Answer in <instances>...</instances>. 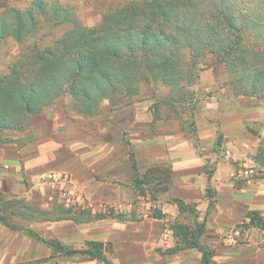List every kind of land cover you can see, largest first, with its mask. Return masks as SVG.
<instances>
[{
	"label": "trees",
	"instance_id": "obj_1",
	"mask_svg": "<svg viewBox=\"0 0 264 264\" xmlns=\"http://www.w3.org/2000/svg\"><path fill=\"white\" fill-rule=\"evenodd\" d=\"M252 10L238 0H125L104 11L97 23L85 25L72 6L59 0H32L26 7L4 4L0 8V42L11 38L25 43L42 22L64 24L67 28L51 43L25 49L10 71L0 76V143L13 141L6 132L29 129L33 117L61 96L69 94L75 111L93 116L104 100L132 102L143 80L175 92L171 97L173 114L168 117L181 119L176 108L185 99L181 87L194 83L201 69L198 61L207 55L214 56L230 74H237L230 81L235 95L264 98V67L259 66L264 64V53L245 43L251 29L264 24L261 14ZM194 103L189 115L192 127L188 129L194 128ZM159 106L160 101L155 102L151 127L159 118ZM130 159L134 167L133 156ZM255 159L264 164L263 148ZM205 172L211 176L206 166ZM169 175L170 170L164 169L157 177L163 179ZM149 181L146 176L139 180L136 186L139 194L144 191L142 183ZM206 197L207 207L201 220L196 202L170 198L179 213L192 215V222L170 224L174 245L166 253L195 248L201 253V264H217L214 247L201 241L207 215L216 210L215 191L210 185ZM151 215L162 219L165 213L155 209ZM246 217V227H258L264 233V219L258 210H249ZM106 218L136 219L133 211L124 213L113 208L93 211L90 207L64 202H53L45 208L23 197L4 198L0 192V223L12 231H25L50 246V257L80 253L113 264L104 254L101 241H90L87 249L77 250L56 238L43 239L15 219L86 223Z\"/></svg>",
	"mask_w": 264,
	"mask_h": 264
},
{
	"label": "rangeland",
	"instance_id": "obj_2",
	"mask_svg": "<svg viewBox=\"0 0 264 264\" xmlns=\"http://www.w3.org/2000/svg\"><path fill=\"white\" fill-rule=\"evenodd\" d=\"M31 1L0 0V8L4 4L26 7ZM59 1L72 6L82 23L92 25L100 20L104 11L125 0ZM238 1L241 5L245 4L251 10L255 9V13L261 14V18L264 19V0ZM66 28L67 26L64 24L52 25L50 22H42L36 34L25 43H17L11 38L1 41L0 76L10 71L15 60L18 59L25 49L41 47L51 43ZM257 28H252L250 34L246 35L245 43L249 47L260 49L264 53V24ZM198 62V66L201 69L198 71L197 79L195 78L194 83L181 87L182 92H185V99L176 105L182 116L181 119L176 120H183L181 121L183 128L188 132L190 130L189 133L193 136L194 140H196L195 136L197 133L195 123L193 122L194 128L188 129L192 127L189 124L192 118L189 116L191 112L190 107L195 104L194 102H196L197 107V104L202 99L195 88L201 85L200 77L202 74H205L207 78H212L219 72L220 66L224 68V65L216 61V58L212 55H207ZM259 66L264 67V64ZM226 75L223 77V81L220 82L221 85L230 83L237 74L227 72ZM210 93L205 92L202 97L205 99L207 98L206 96H210ZM174 94L175 92H170L168 87L143 80L140 83L139 94L134 97L132 102L122 104V99L114 103L104 100L100 104L98 113L93 116H84L75 111L72 98L69 94H66L57 98L51 107L43 111L51 113L53 120H41L37 116V121L29 129L22 132H6L7 135L14 139L9 143H0V153L3 157L0 159V192L4 198L23 197L30 203L45 208H49L53 202L77 203L78 205L90 207L93 211H105L108 208H113L116 211L124 213L133 211L136 217L132 221L108 218L107 220H95L86 223H75L72 220L29 222L15 219V221L23 228H31L45 240L49 241L56 238L66 246L77 250L87 249L90 241H101L104 243V254L113 264H201V253L195 248L184 249L174 254L166 253V249L174 245L170 224L175 221L191 223L192 215L189 213H179L174 201L170 199L171 196L165 192L167 186L161 183L160 178L157 177L160 173L159 163L154 165L150 159L143 157L142 154L145 146L143 143L136 141L143 134V132L140 133L138 131V124H147V132L152 128L155 102L160 101L158 109L159 118L154 120L155 125L167 119H175L168 117V115L173 114L172 103L174 102L171 97ZM188 97L189 99H187ZM166 100L170 102L168 103ZM143 109H146L144 113H142ZM59 114H61L60 118L63 117L64 119H57L58 116L54 117ZM147 118L149 119L147 120ZM57 120H59L58 123ZM89 123L94 124V127L91 128V131H87L88 138H92L93 140L99 139V142L90 141L88 145L94 146L96 143L111 145L119 157L117 159L118 167H121L120 161L123 159V156L120 157L121 155L118 154L123 152V148L128 149L130 156H133L135 160L134 167L131 161L128 172H126L124 166L123 173L115 172L113 177L114 182H120L124 177V189L128 186L130 190L129 200L127 202L124 201L125 203L121 205L93 202L86 196L87 194L83 190L84 187L80 184L81 182H85L86 185L90 183V173L85 170L84 172H79L78 176H76L73 167L68 169L60 165L41 170L35 177L36 181L50 186L49 193H45L47 194L45 195L46 203L42 200L41 203L37 204L27 199L22 193L24 189L29 188V183L33 181H28L24 169L23 152H26L27 149L34 150V147L37 145L40 147L43 145L52 146L59 151V155L62 154L61 151L72 152L71 150L77 146L76 144L71 145V142H74L73 138L78 133L74 129L77 128L78 124L85 125ZM55 126H57V130L62 127L69 128L66 132V134H69L66 136L57 134L58 131L50 132L49 130H53ZM97 126H99L100 130ZM104 126L106 127L104 128ZM247 127L251 126L247 125ZM252 127L255 128L256 126L253 125ZM49 138L56 143L51 142ZM66 138H70L71 140L67 148L65 147L67 144ZM261 148L264 149V138H259L255 152L246 154V156L254 158L259 171L251 180L264 181V164L255 159ZM12 154H17V157L14 159V157H11ZM241 162L242 159L236 161V168L238 169L237 185H241L247 181V178L241 174ZM206 168H211V163L207 162ZM49 174H55L56 177L47 176ZM99 176L103 178L102 175ZM145 176L150 178V181L142 183L144 191L143 194H139V189L136 186L139 180H142ZM95 177L98 178L97 176ZM155 209H160L165 213V216L162 219L153 218L151 214ZM198 212L201 215V211L198 210ZM199 219L201 220V218ZM245 224V220L237 222L228 231L222 233L221 241L224 243L227 240L228 244L239 254L256 251L258 260L264 262L263 231L258 227L247 228ZM235 230H239L240 233L238 235L235 234ZM15 233L16 231H10L8 228L7 231H2L0 227V259H3V261H0L1 264H105L96 258L87 257L80 253L72 256L56 254L54 257H50L52 252L50 246L30 237L25 231H17L20 234L17 238H15ZM13 239L14 241L18 239L20 250L18 252L5 251V247ZM209 239L210 235L204 233L201 241L210 244ZM27 240H30V242L26 243ZM25 246L26 250L22 251L21 248H25ZM247 264L255 263L252 261L251 263L247 262Z\"/></svg>",
	"mask_w": 264,
	"mask_h": 264
},
{
	"label": "crops",
	"instance_id": "obj_3",
	"mask_svg": "<svg viewBox=\"0 0 264 264\" xmlns=\"http://www.w3.org/2000/svg\"><path fill=\"white\" fill-rule=\"evenodd\" d=\"M226 73L220 66L219 72L212 78L202 74L201 85L195 88L202 98L193 111V120L197 128L196 140L183 128L181 121L167 119L154 125L148 132L147 124H138V131L143 134L136 141L145 146L143 157L150 159L154 165L159 163L160 173L164 169L170 170L167 178L160 179L161 183L167 186L165 192L185 202H196L198 210L201 211L199 218L204 216L207 207V186L210 185L215 191L216 210L207 215L205 233L210 235L209 243L214 247L213 258L217 264H247L252 261L255 264H264L258 260L256 251L239 254L227 240L224 243L221 241L223 232L228 231L237 222L243 220L247 222L246 213L249 210H258L264 219V181L254 179L247 180L241 185L236 184L238 170L236 161L244 154L255 152L259 138H264V99L235 95L230 83L222 85L220 83ZM205 92L211 93L204 99L202 96ZM145 110L143 109L142 113ZM51 115L47 112L40 113L33 117V123L37 121V116L41 120H53ZM60 115L54 117L58 116V119ZM93 125L89 123L76 126L74 130L78 133L71 145L77 146L71 150L72 152L61 151L62 154L59 155V151L54 147L45 145L41 147L37 145L34 150L27 149L23 152L28 181H33L22 193L27 199L37 204L46 200L45 193H49L50 186L36 181L35 177L41 170L60 165L68 169L73 167L76 176L85 170L90 173V183L80 184L84 187L86 196L93 202L121 205L129 200L130 190L128 186L124 189V177L120 182H114L113 177L115 172L123 173L124 166L126 172L130 170V152L123 148V152L118 154L120 157L123 156L120 161L121 167H118L119 157L111 145L108 146L107 143L88 145L90 141L99 142V139L88 138L87 131H91ZM247 125L251 127L248 128ZM253 125L256 129L252 127ZM97 128L100 130L99 126ZM68 129L62 127L57 130L55 126L49 131H58L57 134L67 136ZM49 140L56 143L50 138ZM65 141L67 148L71 140L66 138ZM226 151L229 152V157H226ZM11 157L15 159L17 154H12ZM2 158L0 153V159ZM207 162L211 163L210 177L205 172ZM0 227L2 231H7V227L1 223ZM15 234V238L20 235L17 231ZM18 242V239L16 241L13 239L5 247V251L18 252L20 250ZM29 242L30 240H27L26 243ZM21 250H26V246Z\"/></svg>",
	"mask_w": 264,
	"mask_h": 264
},
{
	"label": "built area",
	"instance_id": "obj_4",
	"mask_svg": "<svg viewBox=\"0 0 264 264\" xmlns=\"http://www.w3.org/2000/svg\"><path fill=\"white\" fill-rule=\"evenodd\" d=\"M225 155L226 157H229V152L226 151L225 152ZM242 159V162H241V166H242V169H241V174L244 175V177L247 178V180H251L254 175H257L258 174V169L256 167V163H255V160L253 157L251 156H246V154L242 155L241 158ZM240 173V171H239ZM47 176H52V177H56L55 174H49ZM239 230H235V234H239Z\"/></svg>",
	"mask_w": 264,
	"mask_h": 264
}]
</instances>
